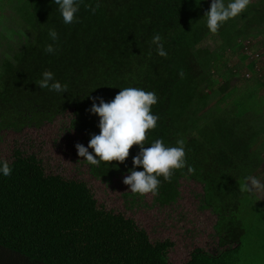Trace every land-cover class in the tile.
Wrapping results in <instances>:
<instances>
[{
	"label": "trees",
	"instance_id": "1",
	"mask_svg": "<svg viewBox=\"0 0 264 264\" xmlns=\"http://www.w3.org/2000/svg\"><path fill=\"white\" fill-rule=\"evenodd\" d=\"M210 4L207 0H84L78 18L65 25L53 0H0V40L5 41L0 45L6 47L0 75H8L6 84L0 85V102L5 106L1 112L3 118L16 117L6 120L16 126L8 128L14 131L36 126L30 120H48L44 117L50 113L46 112L51 109L46 106L49 101L35 99L23 106L24 96L15 98L8 91L21 84L25 91L43 94L45 89L35 81L50 70L69 86L68 93L60 94L67 100L64 108L53 115L74 111L70 125L76 134L71 137L75 144L86 146L100 129L94 133L77 127L75 110L86 98L78 89L94 91L104 100V91L115 97L124 87L154 92L158 102L152 113L159 119L156 128L147 131L145 147L157 139L176 146L182 139L193 171L175 170L170 181L160 177L153 200L162 205L176 202L180 179L191 178L203 184L202 208L216 217L211 250L195 247L183 264H264V199L241 191L246 176L264 181V74L244 53L239 55L241 64L250 61L242 69L229 66L224 60L226 39L218 52L201 50L211 34L204 17ZM148 14L156 17L154 32L146 24L151 23ZM126 22L131 24L121 26ZM50 28L59 34L54 55L44 51L53 43ZM224 29L218 30L219 37ZM155 34L163 38L166 58L157 55L151 44ZM237 46L230 44L234 52ZM65 55L70 57L69 65L56 67ZM25 59L28 69L22 65ZM47 60L49 66L37 75L35 66ZM15 70L19 76L9 79ZM89 70L91 84L86 83ZM76 71L81 72V84L70 83ZM240 75V82L220 90L222 82ZM138 151L139 146L133 145L125 164L81 163L94 180L115 179L129 174ZM11 156L7 161L12 174L0 176V264H173L168 256L172 240L152 241L133 218L106 209L83 178L49 172L42 159L18 147Z\"/></svg>",
	"mask_w": 264,
	"mask_h": 264
},
{
	"label": "rangeland",
	"instance_id": "2",
	"mask_svg": "<svg viewBox=\"0 0 264 264\" xmlns=\"http://www.w3.org/2000/svg\"><path fill=\"white\" fill-rule=\"evenodd\" d=\"M207 1L211 3V0ZM6 12L8 16L12 14L10 9L6 10ZM241 15L245 17V11ZM148 16L151 23L146 22V24H149L150 31L154 32L155 28L158 26L156 17L152 14H148ZM141 20L143 19L141 18ZM127 24V22L126 24L122 23L121 26H126ZM0 43L4 44L5 41L0 40ZM250 44L253 45L251 41ZM222 45L224 44L223 41L220 40L219 35L217 33H211L203 40L199 47H201V50L207 49L209 51L218 52ZM5 51V45H0V61L3 59ZM224 57L225 62L227 61L228 65L233 67H244L245 63L251 60L247 58V60L241 64L239 61V55L231 53L230 51H226ZM69 58V56L65 55L62 61L59 59L56 67H62L63 65L68 66ZM48 60L44 61L37 67L35 66L37 75L41 73L43 68L49 66ZM22 65H25L26 69L30 68L28 66V60L26 59L22 61ZM256 65L261 71L260 73L264 74V54L261 53L260 61L256 62ZM2 68L4 69V65ZM88 72L90 76L93 74L90 70ZM19 73L20 72H17L16 70L11 72L9 74V79L18 77ZM80 75L81 72L76 71L73 75L74 77L70 79V83L76 84L80 81ZM0 76V85H5L6 82L3 81L8 75L5 74ZM241 79L242 75L226 79L222 82L220 90H228L232 85L240 82ZM87 80L88 82L86 83L91 84L90 81L92 80V76L87 78ZM81 82L82 81L78 84H81ZM99 84H103V82H99ZM28 90L29 91L23 90L21 84H19L18 86L11 88L8 92L10 93L9 95H14L15 98L24 96L22 98V100L25 101L23 106L28 105L30 101H34L35 99L36 101H49L46 106H49L51 109H47L46 112L50 113H48L49 115L45 114L44 117V119L48 117L49 119L42 123H40V121L35 122L30 120V122H32L31 124H35L36 126H26L21 131L8 129L16 128V126H10V123L12 122L7 124L6 120L13 121L16 117H9L6 115V117L3 118L1 110L5 108V106L0 102V159L10 160L14 148L18 147L21 151L27 154L33 153L38 158L42 159L49 172L59 171L67 177L83 178L90 184L98 203L104 205L106 209H111L116 213L121 212L127 217L133 218L140 227H143L147 231L152 241L164 239L172 240L174 245L170 249L168 256L173 264H183L186 262L190 257V252L195 247H202L206 250H211L215 233L213 228L216 217L210 210L202 208V183L191 178H181L179 197L176 202H172L170 205H162L153 200V194L151 193L146 194L145 196H126L125 194H132L131 192H128V186L123 183L124 177L128 174L115 179H92L88 173L87 167L81 163V160L83 159L76 154L74 149L76 144L73 142L71 136L76 133L70 125L71 118L74 117V111L69 109V111L65 112L64 110V112L62 111L63 113L59 111L56 115H53L54 111L59 108L61 110L64 108V104L67 100L63 98L62 95L50 92L47 89L43 91V94L38 95L37 93H32V89ZM78 92L80 93V96H82L83 93L86 98L82 100L83 104L81 107L75 110V112L79 114V122L78 124L76 122V125L84 131L90 129L94 130L95 133L97 128L99 130V117L90 114L86 107H91L93 102L91 97H98L99 95L88 89L83 91L78 89ZM104 92L105 95L107 94L105 97L106 102L114 99V94L109 95L107 91ZM87 93H90L93 96L90 95V98H88L86 96ZM24 110H27V107ZM24 116L25 112H23L22 117ZM24 122L27 123L26 118ZM256 195L259 198L264 199V193H258Z\"/></svg>",
	"mask_w": 264,
	"mask_h": 264
},
{
	"label": "clouds",
	"instance_id": "3",
	"mask_svg": "<svg viewBox=\"0 0 264 264\" xmlns=\"http://www.w3.org/2000/svg\"><path fill=\"white\" fill-rule=\"evenodd\" d=\"M84 0H53L57 6L62 21L65 25L72 24L76 20ZM251 0H211L210 9L205 12L206 27L215 34L221 26L231 19L240 16L249 6ZM91 9L95 15L96 10ZM48 36L53 43L45 46L47 54H56L55 42L59 34L55 28L48 30ZM155 46V52L160 57H167L163 38L155 34L151 39ZM183 77L184 73H179ZM40 89L64 95L68 93V84H62L55 78L50 70L41 73V78L35 81ZM92 105L88 111L99 117V134H94L87 147L77 143L75 145L78 156L89 165H107L105 162L117 161L124 163L129 157V151L133 145L139 146L138 153L132 157V168L123 179L133 195H155L161 185L160 177L164 181H170L175 170L188 168L184 141L177 140L176 146H166L162 139H157L145 147L146 133L155 129L159 117L152 113V106L158 102L154 92L145 91L137 87H124L115 95L114 99L106 102L103 97H91ZM89 149L92 151L90 152ZM142 167L143 170H136ZM12 174V167L7 160L0 159V176L8 177ZM241 191L251 195L264 193V181L255 176H246L241 185Z\"/></svg>",
	"mask_w": 264,
	"mask_h": 264
},
{
	"label": "crops",
	"instance_id": "4",
	"mask_svg": "<svg viewBox=\"0 0 264 264\" xmlns=\"http://www.w3.org/2000/svg\"><path fill=\"white\" fill-rule=\"evenodd\" d=\"M227 2V0H226ZM226 30L220 38L221 41L226 39L229 42L227 51L242 55L243 43L245 41H251L253 43V50H258L264 54V0H251L248 8L245 10V17L243 15L237 18L231 19L226 22L223 26ZM232 46L237 43L238 49L236 52L232 51ZM248 63V62H246ZM243 68V67H239ZM246 71V70H245Z\"/></svg>",
	"mask_w": 264,
	"mask_h": 264
},
{
	"label": "built area",
	"instance_id": "5",
	"mask_svg": "<svg viewBox=\"0 0 264 264\" xmlns=\"http://www.w3.org/2000/svg\"><path fill=\"white\" fill-rule=\"evenodd\" d=\"M243 52H244V54L247 57H249V59L255 60L256 62H259L260 61L261 53L258 52V51L253 50L252 45L250 44V41L245 42L243 44ZM255 66H256V69L259 70V68L257 67V65H255ZM245 75L249 76L248 72Z\"/></svg>",
	"mask_w": 264,
	"mask_h": 264
}]
</instances>
